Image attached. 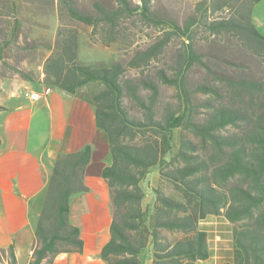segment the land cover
Segmentation results:
<instances>
[{"label":"trees","instance_id":"obj_1","mask_svg":"<svg viewBox=\"0 0 264 264\" xmlns=\"http://www.w3.org/2000/svg\"><path fill=\"white\" fill-rule=\"evenodd\" d=\"M116 1L114 9L94 3L92 15L78 10L73 0H63V5L78 22L107 26L103 45L117 39L119 18L138 11L150 26H165L164 38L137 50L126 65L83 64L77 59V30L60 28L54 52L43 66V83L67 94L87 83L102 85L87 99L112 157L102 171L112 205L110 240L102 248V260L141 264L140 254L148 249L150 264H215L218 257L222 264H264V70L250 77L237 75L246 68L239 64L233 65L236 72L213 69L197 56L191 31L195 26L210 35L232 34L264 68V36L252 23L260 0H200L183 27L171 17L158 18L151 0H141L139 7ZM173 36L185 38L187 57L210 81L190 88L179 79L183 55L174 74L157 72L160 82L177 92L174 101L164 102L155 82L124 76L127 68L141 69L156 60ZM193 93L206 99L193 105ZM194 106L203 111L198 113ZM90 152L87 145L57 156L28 264H50L56 254L81 250L68 207L72 196L86 190L83 175ZM151 168L157 169L161 187H150L153 201L145 205L141 183ZM209 217H222L232 225L230 248L211 246L204 222ZM0 261L15 264L12 246L0 249Z\"/></svg>","mask_w":264,"mask_h":264},{"label":"crops","instance_id":"obj_2","mask_svg":"<svg viewBox=\"0 0 264 264\" xmlns=\"http://www.w3.org/2000/svg\"><path fill=\"white\" fill-rule=\"evenodd\" d=\"M252 23L264 36V0L254 6ZM43 86L15 84L0 95V249L12 246L15 264L29 263L55 160L88 145L86 190L72 196L68 207L69 223L78 230L82 247L56 254L50 264H105L101 251L110 240L112 222L111 193L102 176L112 162L107 135L96 126L94 106L76 94L51 87L37 100L24 95L41 92ZM140 260L150 264L148 249Z\"/></svg>","mask_w":264,"mask_h":264},{"label":"rangeland","instance_id":"obj_3","mask_svg":"<svg viewBox=\"0 0 264 264\" xmlns=\"http://www.w3.org/2000/svg\"><path fill=\"white\" fill-rule=\"evenodd\" d=\"M128 1L134 7L141 5V0ZM199 1L151 0V11L158 18L171 17L180 27H183L188 17L195 13L196 4ZM73 2L78 10L91 15L94 14L93 4L96 2L108 9L119 6L116 0H73ZM138 13L139 11L119 18L115 28L117 39L103 45L101 40L108 35V27L100 24L92 28L72 19L65 10L63 0H0V95L5 89L8 91L9 86L15 84L46 85L43 83V66L45 60L54 52L56 32L60 28L77 30V59L80 63L103 62L110 65L112 62H122L126 65L137 50L145 49L164 38L166 29L164 25L152 27ZM219 15L225 16L224 13ZM191 31L197 56L213 69L236 72L233 65L239 64L246 68H243V71H237V75L258 77L262 74L264 68L259 59L245 50L232 34L210 35L202 28L195 26H192ZM183 55L186 56V60L180 67L179 79H183L190 88L197 82H209V77L201 66L187 57L185 38L178 36H173L163 53L147 66L141 69L127 68L124 78L135 81L141 78L151 80L159 86L162 100L172 102L177 92L173 87L162 84L157 72L163 70L167 75L174 74L177 62L178 60L181 62ZM101 89L102 85L91 82L79 87L74 94L87 100ZM142 93L148 92L143 90ZM205 99L206 96L199 93L192 95L193 105ZM125 102L129 103V100L126 98ZM193 109H198V113L203 111V108L195 106ZM177 132L174 134L175 140ZM148 175L147 180H143L146 188L144 204L153 201L150 187H161L160 180L156 178V168H151ZM204 222L208 223L209 238L212 239L213 248L232 246L230 241L232 225L224 218L209 217ZM240 225L237 224V226ZM222 262L223 260L218 257L215 264H222Z\"/></svg>","mask_w":264,"mask_h":264},{"label":"built area","instance_id":"obj_4","mask_svg":"<svg viewBox=\"0 0 264 264\" xmlns=\"http://www.w3.org/2000/svg\"><path fill=\"white\" fill-rule=\"evenodd\" d=\"M51 87L48 85H44L42 87L41 92H25L24 95L32 100H37L39 98L46 97L51 92Z\"/></svg>","mask_w":264,"mask_h":264}]
</instances>
